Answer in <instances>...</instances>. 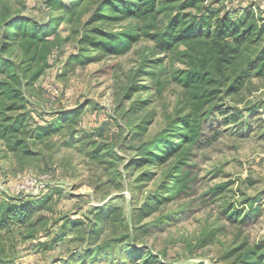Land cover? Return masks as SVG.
<instances>
[{"label": "trees", "instance_id": "obj_1", "mask_svg": "<svg viewBox=\"0 0 264 264\" xmlns=\"http://www.w3.org/2000/svg\"><path fill=\"white\" fill-rule=\"evenodd\" d=\"M43 1L48 14L42 24L13 8L11 0H0V145L18 165L37 156L33 148L37 144L51 142L53 147H70L83 131L73 118L74 112L51 110L35 120L29 107V89L51 68V60L58 57L68 40H74L77 50L72 59L95 55L96 61L122 56L138 43H148L133 81H148L155 96H161L166 86L177 88L172 113L160 132L141 139L152 121L151 110L131 126L139 140L134 149L140 161L147 166L167 167L164 195L158 197L161 204L193 192L192 161L196 152L210 148L224 133L245 137L252 129L263 126L252 120L260 107L250 101L241 105L237 98L253 78L264 77V47L258 44L264 32V12L257 7L234 9L217 6L214 0ZM62 30L69 33L66 38H61ZM159 55L163 59H157ZM146 89L133 84L125 99L129 101ZM149 103L138 101L132 109H145ZM101 150L102 146L97 150L94 146L89 157L96 158ZM225 187L226 184L216 185L204 195L213 199ZM38 197L0 198V231L24 229L28 231L24 238H33L34 227L43 219L34 217ZM257 203L254 198L240 208L227 205L221 213L225 225L213 228L211 233L202 231L201 244L212 243L215 235L227 226L236 227V246L223 257L232 259L231 264H264V240H239L242 230L255 224L263 210ZM159 205L155 199H149L144 215L153 214ZM189 208V204L182 205L139 229H163L188 216ZM96 218L106 220L111 216L96 214ZM95 226H85L76 233L86 244L76 253L82 260L126 242L132 248L131 257L144 255L146 263L155 260L156 264H163L148 250L131 247L132 240L126 235L92 244L98 238ZM3 254L1 248L0 264H14V257L6 259Z\"/></svg>", "mask_w": 264, "mask_h": 264}, {"label": "rangeland", "instance_id": "obj_2", "mask_svg": "<svg viewBox=\"0 0 264 264\" xmlns=\"http://www.w3.org/2000/svg\"><path fill=\"white\" fill-rule=\"evenodd\" d=\"M214 1L217 6L222 4L234 9L244 6L259 9L263 5V0ZM11 3L13 8L42 24L48 14L43 0H11ZM68 35L67 30L60 33L61 38ZM258 44L264 47V32ZM147 45L140 42L122 56L98 61L95 55L74 60L75 43L68 40L58 57L51 60V68L29 89V107L35 120L39 119L36 117L39 114L51 110L74 112L73 118L83 131L70 147H53L51 142L37 144L33 147L37 156L26 159L22 166L0 145V198L20 196L16 194L19 173L32 170L46 176V189L34 195H39L34 217L43 216L41 224L34 227L33 238H24L28 234L24 229L0 231L3 258L14 257V264H156L155 260L146 263L144 255L131 257L132 248L126 242L97 257L82 260L76 253L86 244L76 233L85 226L96 225L98 238L92 244L126 235L132 240L131 247L143 249L142 252L148 250L163 264H231L232 259L223 256L236 246V227L227 226L207 246L200 242L201 233L204 230L211 233L213 228L225 225L221 213L227 205L240 208L245 201L254 198L263 210L255 224L242 230L239 240L244 237L253 242L264 240V138L261 137L264 133V77L253 78L237 97L241 105L250 101L260 107L252 120L263 126L252 127L245 137L224 133L210 148L196 152L192 161L193 192L161 204L158 197L164 195L167 167L147 166L140 161L134 149L139 140L131 126L151 110L152 121L141 139L160 132L166 117L172 113L178 90L169 85L161 96H155L148 81H133ZM156 58L163 59V56ZM133 84L148 89L138 91L128 101L125 94ZM148 100L150 103L145 109H132L138 101ZM88 142L90 145L86 146ZM94 146L96 150L102 146V150L93 159L88 153ZM219 184H226L222 193L213 199L204 195ZM149 199H155L160 205L147 216L144 205ZM185 204H189L190 212L183 219L163 229H139ZM96 214L111 218L98 219Z\"/></svg>", "mask_w": 264, "mask_h": 264}, {"label": "built area", "instance_id": "obj_3", "mask_svg": "<svg viewBox=\"0 0 264 264\" xmlns=\"http://www.w3.org/2000/svg\"><path fill=\"white\" fill-rule=\"evenodd\" d=\"M260 11L264 12V0L263 5L259 7ZM2 176V171L0 169V177ZM18 179L17 184V195H37L46 189V176L38 175L32 170L24 173H19L16 175Z\"/></svg>", "mask_w": 264, "mask_h": 264}]
</instances>
